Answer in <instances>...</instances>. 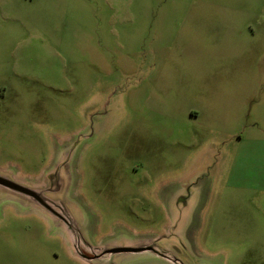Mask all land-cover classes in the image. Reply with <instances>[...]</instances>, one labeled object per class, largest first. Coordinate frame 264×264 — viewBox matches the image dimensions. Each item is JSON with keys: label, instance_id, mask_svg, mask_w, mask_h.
Listing matches in <instances>:
<instances>
[{"label": "rangeland", "instance_id": "374dc122", "mask_svg": "<svg viewBox=\"0 0 264 264\" xmlns=\"http://www.w3.org/2000/svg\"><path fill=\"white\" fill-rule=\"evenodd\" d=\"M263 116L264 0H0V174L163 254L0 187V264H264Z\"/></svg>", "mask_w": 264, "mask_h": 264}, {"label": "water", "instance_id": "95a60500", "mask_svg": "<svg viewBox=\"0 0 264 264\" xmlns=\"http://www.w3.org/2000/svg\"><path fill=\"white\" fill-rule=\"evenodd\" d=\"M0 187L19 195L21 198L23 197L28 199L32 205L42 209L50 217L57 221L65 229L74 251H76V253L84 260H94L107 254L139 253L146 251L152 252L158 256H163V254L158 252L153 245H143L139 247L117 246L115 248L100 251L97 247L87 241L76 221L65 213L55 200H51L45 196V188L39 190L31 185L20 183L13 180L11 177L2 176L1 174ZM88 253H91V256H88ZM167 260L171 262L168 258Z\"/></svg>", "mask_w": 264, "mask_h": 264}, {"label": "crops", "instance_id": "0c3cea01", "mask_svg": "<svg viewBox=\"0 0 264 264\" xmlns=\"http://www.w3.org/2000/svg\"><path fill=\"white\" fill-rule=\"evenodd\" d=\"M243 131L233 136L236 147L242 148L244 144L247 158L252 159L257 164V172L264 175V124L254 121Z\"/></svg>", "mask_w": 264, "mask_h": 264}, {"label": "flooded vegetation", "instance_id": "af4514ba", "mask_svg": "<svg viewBox=\"0 0 264 264\" xmlns=\"http://www.w3.org/2000/svg\"><path fill=\"white\" fill-rule=\"evenodd\" d=\"M89 243H91V242H89ZM92 244V243H91ZM93 245V244H92Z\"/></svg>", "mask_w": 264, "mask_h": 264}]
</instances>
